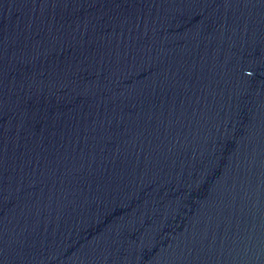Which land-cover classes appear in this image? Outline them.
Wrapping results in <instances>:
<instances>
[{"label": "water", "instance_id": "95a60500", "mask_svg": "<svg viewBox=\"0 0 264 264\" xmlns=\"http://www.w3.org/2000/svg\"><path fill=\"white\" fill-rule=\"evenodd\" d=\"M96 264H264V22Z\"/></svg>", "mask_w": 264, "mask_h": 264}]
</instances>
